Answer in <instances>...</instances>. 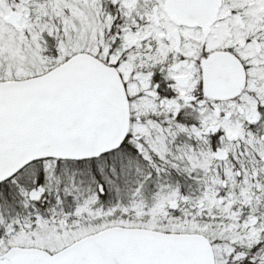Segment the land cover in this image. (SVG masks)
<instances>
[{
  "label": "flooded vegetation",
  "instance_id": "af4514ba",
  "mask_svg": "<svg viewBox=\"0 0 264 264\" xmlns=\"http://www.w3.org/2000/svg\"><path fill=\"white\" fill-rule=\"evenodd\" d=\"M95 1L79 7L82 17L89 12V21L80 25L84 32L77 53H89L119 71L130 102L128 135L119 149L99 158L36 161L0 184V264H18L19 254H9L16 248L55 255L83 237L121 225L111 221L106 211L111 207L103 202L115 176L134 177L122 169L132 159L143 164L136 176L140 183L150 170L151 185L158 181L180 193L171 203L176 209L170 204L157 222H180L187 225L182 231L206 235L216 264L237 261L236 245L244 237L215 236L211 218L215 213L213 218L234 223L241 234L263 221L258 199L264 186V0ZM172 7L184 13L181 20ZM14 12L20 17L15 9L8 17ZM209 115L212 122L202 125ZM179 126L197 128L202 140H177ZM168 136L174 150L179 143L190 145L186 167L179 168L173 156H158L159 146L150 159L142 157L148 154L144 150L167 143L154 138ZM76 171L98 197L101 218L67 187L65 177ZM157 191L150 189V196ZM122 200L125 210V196ZM41 235L50 240L37 241ZM66 236L64 244L55 245Z\"/></svg>",
  "mask_w": 264,
  "mask_h": 264
},
{
  "label": "water",
  "instance_id": "95a60500",
  "mask_svg": "<svg viewBox=\"0 0 264 264\" xmlns=\"http://www.w3.org/2000/svg\"><path fill=\"white\" fill-rule=\"evenodd\" d=\"M129 124L120 74L91 55L76 54L36 77L2 81L0 183L35 160L86 159L113 151ZM11 253L19 254L18 264H216L205 235L144 228H108L55 255L22 248Z\"/></svg>",
  "mask_w": 264,
  "mask_h": 264
},
{
  "label": "rangeland",
  "instance_id": "374dc122",
  "mask_svg": "<svg viewBox=\"0 0 264 264\" xmlns=\"http://www.w3.org/2000/svg\"><path fill=\"white\" fill-rule=\"evenodd\" d=\"M96 3L95 0H0V79H21L39 74L50 68L54 63L62 61L66 56L75 52L78 47V38L84 32H81L80 25L84 21H89L85 19L88 18L89 12L87 11L88 14L84 13L82 17L79 14V7L82 5V8H88L91 5H96ZM11 9L18 10L21 15L20 28L16 31L8 22L1 18L7 16ZM210 117L214 116H206L203 120L205 122L201 124H210L212 122ZM179 127L180 132L177 133V140L193 142L202 140V136L197 128ZM154 140L167 143H158L153 146L154 149L144 150L148 154L142 157L150 159V151L157 154L158 151L155 148L159 146L161 148L159 149V154H157L158 156L160 155L163 158L167 157L169 159L170 156H173L176 163L178 162L176 165L179 168L187 166L185 165L186 160L190 154L192 156V149L190 151L188 143H179L178 149L175 148L174 150L170 146L172 139L169 136L163 141L159 137L154 138ZM168 148H172V150ZM125 165L122 167L123 173L127 174L128 169H130V173L132 175L135 174L134 177H130L131 180L129 181L126 176H122L120 180H118L119 177L115 176L113 185L109 186L110 198L104 199L103 202L104 205L111 207L110 210H106L108 211L107 215L112 219L111 221L113 223L118 221L123 224L125 222L124 225L126 226L151 227L153 225L149 224H154L167 227V229L174 227L170 231H182V228L187 229V225H164L143 219L144 215L151 216L150 214H154L155 219H158L157 215L164 216L170 204L180 200V193L177 187L173 188V186L170 187L166 184L162 186L158 181H152V183H155L154 186L151 185L150 178L152 175L149 174L150 170L148 172L144 171L146 173V182L144 179L140 183L136 179V176L142 173L143 168V164L139 160L132 159V161ZM30 171L26 172L27 176ZM52 174L50 173V176ZM82 176L81 173L76 171L65 177V181L69 182L67 187L72 190L74 188L81 199H84L92 208L99 210L96 203L98 197L93 193L90 194L87 185L81 179ZM216 183L221 185L222 182ZM62 184V190L66 191L64 179L62 180ZM152 188L158 191L153 196H150V189ZM259 192L258 212L260 220L263 221L257 227H250L246 234H242L245 244H257L264 237V186H259ZM124 196L126 205L128 206L125 210L123 208L124 204L121 202ZM117 212L120 215L118 219L115 217ZM124 212H126L125 217H123ZM182 214L186 215L184 208L181 210ZM98 217L101 218L100 210ZM217 229H213L214 235L217 237L228 238L231 234L223 228ZM68 238L67 236L63 237L55 245L64 244ZM49 240V238H44L41 235L37 241L48 242ZM55 245L50 244L49 246Z\"/></svg>",
  "mask_w": 264,
  "mask_h": 264
},
{
  "label": "trees",
  "instance_id": "16d2710c",
  "mask_svg": "<svg viewBox=\"0 0 264 264\" xmlns=\"http://www.w3.org/2000/svg\"><path fill=\"white\" fill-rule=\"evenodd\" d=\"M236 246L241 258L231 264H264V238L253 246L251 244Z\"/></svg>",
  "mask_w": 264,
  "mask_h": 264
}]
</instances>
